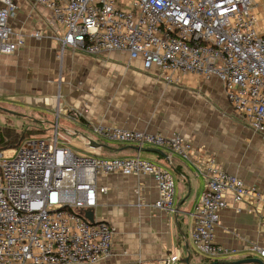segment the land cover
<instances>
[{
    "label": "built area",
    "instance_id": "built-area-1",
    "mask_svg": "<svg viewBox=\"0 0 264 264\" xmlns=\"http://www.w3.org/2000/svg\"><path fill=\"white\" fill-rule=\"evenodd\" d=\"M34 1L51 12L49 23L59 34L54 36L58 57L68 48L91 56L121 51L128 55L127 64L139 60L142 70L167 84L180 83L188 75L218 77L237 116L253 132L264 133V33L258 29L253 0ZM18 9L15 0H0V67L3 54L25 45V33L12 24ZM60 111L52 128L25 134L12 157L0 151V264H96L110 258L116 227L85 216L97 206L98 194L108 192L98 184L100 175L151 176L158 187L154 207L175 210L170 169L139 154L78 155L60 141V118L79 122L88 109ZM24 130L31 132L33 127ZM92 130L114 142L167 146L193 160V145L180 134L103 124H93ZM196 165L206 180L192 213L196 248L208 257L233 255L235 249L215 240L219 214L229 198L264 204V192L219 167L213 157ZM251 249L264 260V246L254 244ZM178 259V254H171L147 264H174Z\"/></svg>",
    "mask_w": 264,
    "mask_h": 264
},
{
    "label": "crops",
    "instance_id": "crops-1",
    "mask_svg": "<svg viewBox=\"0 0 264 264\" xmlns=\"http://www.w3.org/2000/svg\"><path fill=\"white\" fill-rule=\"evenodd\" d=\"M19 9L12 20L25 33V45L1 56L0 110L4 114H44L57 110L88 109L79 125H117L126 129L180 134L193 145V160L173 153L167 146L136 143L93 142L110 156L140 155L171 170L175 179V210L154 207L158 197L153 177L142 174L100 175L95 220L116 227L113 255L96 264H147L178 254L174 264H204L192 236L195 211L206 180L198 170L207 158L264 192V133L253 132L235 113L218 77L188 75L180 83L157 80L141 69L139 60L113 51L98 56L65 50L62 58L50 10L34 0H15ZM258 29L264 33V0H253ZM39 30L40 36H35ZM38 121V120H36ZM24 128V123L20 124ZM14 126V125H13ZM33 130L45 131L37 125ZM156 148L159 152L141 150ZM146 152V153H144ZM151 152V153H148ZM218 244L235 249L230 256L209 257L221 261L259 257L251 247L264 246V204L233 202L219 214L215 228ZM87 264V263H83Z\"/></svg>",
    "mask_w": 264,
    "mask_h": 264
},
{
    "label": "rangeland",
    "instance_id": "rangeland-1",
    "mask_svg": "<svg viewBox=\"0 0 264 264\" xmlns=\"http://www.w3.org/2000/svg\"><path fill=\"white\" fill-rule=\"evenodd\" d=\"M54 122L55 116L52 115L46 116L44 114H4L0 110V126L6 125L8 127H15L19 131H24V128L26 127H34L32 125H37L38 127L49 129L54 126ZM21 123H24V128L20 125ZM60 126L62 132L60 141H64L65 144L72 150H74L78 155L92 158H112V156L109 155V151L104 150L102 147L91 148L89 146V140H87L86 137L97 143H99L100 141H104L108 144H115L116 142L100 137L99 135L94 133L91 128L83 127L77 122L68 120L65 116H62L60 118ZM68 130L77 131L79 134H69ZM2 151L4 152L5 157H12L15 154L16 149L10 148ZM195 256H203V254L200 252H196ZM206 259L210 261L213 258L208 257Z\"/></svg>",
    "mask_w": 264,
    "mask_h": 264
},
{
    "label": "trees",
    "instance_id": "trees-1",
    "mask_svg": "<svg viewBox=\"0 0 264 264\" xmlns=\"http://www.w3.org/2000/svg\"><path fill=\"white\" fill-rule=\"evenodd\" d=\"M44 131L40 130H31V132H26L24 131H19L15 127H8V126H0V151L5 150V149H10V148H15L20 141V139L27 133L30 134H41ZM208 258V257H206ZM217 262V263H215ZM223 261L218 260V259H212V260H207L204 264H223Z\"/></svg>",
    "mask_w": 264,
    "mask_h": 264
},
{
    "label": "water",
    "instance_id": "water-1",
    "mask_svg": "<svg viewBox=\"0 0 264 264\" xmlns=\"http://www.w3.org/2000/svg\"><path fill=\"white\" fill-rule=\"evenodd\" d=\"M91 143L94 141L87 138ZM141 150H150V151H156L159 152V149L156 148H141ZM85 216L90 222H95V216H94V211L92 209H88L85 211ZM217 263V262H215ZM213 263V264H215ZM223 264H264V260L259 257H247V258H242V259H237V260H228V261H223Z\"/></svg>",
    "mask_w": 264,
    "mask_h": 264
}]
</instances>
